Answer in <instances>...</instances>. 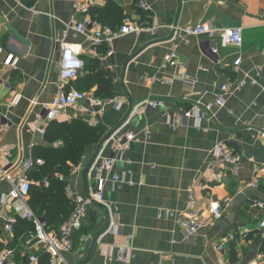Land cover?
Wrapping results in <instances>:
<instances>
[{
  "label": "crops",
  "instance_id": "1",
  "mask_svg": "<svg viewBox=\"0 0 264 264\" xmlns=\"http://www.w3.org/2000/svg\"><path fill=\"white\" fill-rule=\"evenodd\" d=\"M75 1L0 0V112L7 126L0 132V155L9 152L14 177L22 173L25 162L33 160L35 147L49 146L37 133L38 119L42 106L51 103L59 91L62 54L57 42L61 39L83 46L86 66L97 59L102 69L112 73L114 99L119 107L103 101L92 107L84 102L68 109L57 121L82 120L102 128L104 139L119 130L138 135V141L115 164L110 176L96 173L109 155V144L99 148L104 139L89 147L80 165L72 169L66 188L68 198L75 204L79 197L96 191L103 180L104 200L111 211L96 203L88 206L73 240L79 233L85 234L79 246L65 256L67 263L259 261L264 256V234L257 224L264 210L255 208L253 200L264 202V138L258 135L264 133V0H145L146 9L140 8L136 0H113L123 8L126 19L160 28L155 33L129 35L98 48L89 39L93 34L90 27L87 36L66 31L72 19L92 20L89 14L74 10ZM84 1L89 8L106 5L105 0ZM175 24H209L216 30L241 28L243 44L225 48L217 37H192L188 43L178 44L182 69L164 67L165 57L174 48L170 27ZM207 47L218 49L219 63L208 57ZM8 55L17 59L14 69L2 65ZM238 60L241 65L236 73ZM256 73L259 78L253 84ZM239 76L250 80L228 96L225 108H213L208 115L211 120L204 119L200 126L189 119L173 130L165 123L162 109L147 110L141 118L126 123L131 105L145 99L165 100L167 109L176 116L197 105L212 104L217 91ZM71 89L94 96V75L85 69L65 88ZM16 96L20 102L11 105ZM146 125L151 131L149 136L142 133ZM219 143L242 156L239 175L228 173L220 184L212 180L216 170L210 168L212 152ZM113 176H125V180L114 182ZM253 181L258 188L251 187ZM190 190L206 225L198 234L187 237L177 221L189 212ZM10 191L7 182H0V254L13 250L15 264L26 263L29 253L38 260L45 252L40 247L27 251L28 234L22 236L15 231L10 238L3 230L5 218L11 215ZM214 205L222 209V217L216 221L210 215ZM166 213L173 216L167 217ZM160 214L162 217H158ZM221 244L224 252L219 254L217 247ZM124 251L130 256L129 263L119 258Z\"/></svg>",
  "mask_w": 264,
  "mask_h": 264
},
{
  "label": "built area",
  "instance_id": "2",
  "mask_svg": "<svg viewBox=\"0 0 264 264\" xmlns=\"http://www.w3.org/2000/svg\"><path fill=\"white\" fill-rule=\"evenodd\" d=\"M74 10L79 14L88 15L89 5L84 0H76L74 3ZM139 7L146 9L145 0H139ZM93 31L89 37L91 44L94 48H98L101 45H112L117 39L126 37L129 35H137L143 33H155L160 28L158 25L147 26L133 22L131 19H125L124 23L117 29L112 30L106 27H102L99 23L92 21L91 19H85L78 21L72 19L66 25V31L75 34L87 36L88 29ZM171 37L170 40L174 43V48L164 59V67H174L182 69V63L179 59L177 50L178 44L188 43L192 37L207 36L209 38L217 37L221 42L222 47H241L243 44V31L241 28L216 30L209 24L182 25L175 24L170 27ZM57 48L62 54V60L60 63V83L58 85L59 91L57 96L51 103L42 106L41 114L38 119L39 126L37 133L41 136L46 135L49 125L52 122L58 120L60 115L65 114L68 109H76L80 104L88 102L90 106H95L100 102L94 98L93 95H87L83 92H79L75 89L66 91L65 88L71 82L76 81L86 69V62L83 60L84 49L82 45L70 44L61 39L57 42ZM206 54L212 61L219 63L218 49L216 47H207ZM3 54V50L0 47V57ZM111 55V52L108 56ZM5 68L14 69L17 65V59L13 55H8L2 64ZM241 60L235 63L234 71L238 73ZM181 78H184L181 75ZM259 78V73H256L253 84L256 83V79ZM250 80L248 76H239L233 81L223 85L215 94L214 102L208 105H197L194 109L181 116L174 115L169 109H167V103L163 99H145L137 104H132V108L129 111L126 123L141 118L147 112V110L162 109L163 119L173 130L185 125L189 119H194L196 126H200L204 119L211 120L209 117L213 108L217 107L223 109L226 107L228 96L233 91H238L240 88L247 84ZM20 102V97L16 96L12 100L11 105H17ZM109 104H113L115 108H118L116 99L103 101ZM209 115V116H208ZM6 123L4 116L0 112V132L6 129ZM142 133L149 136L151 134L149 126H144ZM259 136L264 138V133H258ZM138 141V135L133 132L121 133L120 130L115 133H110L104 140V144H109V155L105 158L96 168V173L99 176L111 175L114 171L115 164L122 161L126 154L130 152L132 145ZM9 152L4 155H0V182H7L10 187V211L11 215L7 216L4 220L3 230L8 237L13 238L15 236V224L17 221H25L34 225V230L27 235L26 248L27 251H33L36 247L43 249L45 254H48L51 260V264H68L65 260V256L74 250L73 235L80 231L82 224L81 219L84 213L88 210L90 204L96 203L106 207L109 211V207L104 200V182H99L96 191L92 192L87 197H79L76 200V208L73 215L68 221L64 223L62 228L55 231H48L42 219H40L29 204L30 191L32 188V182L27 177V172L30 171L35 165H43L42 160H29L23 164L22 173L17 177H14L12 172V164L9 162ZM242 156L234 149L228 147L225 143H219L216 145L212 152V161L210 168L216 170L212 180L216 183H222L227 174L230 173L233 176H238L241 167ZM131 173L129 172V175ZM63 180V177H60ZM125 180V176H113L114 182H122ZM130 184V183H129ZM251 187L258 188L256 181H253ZM188 208L189 212L186 216L180 217L177 221L181 229L186 233L187 237H192L198 234L206 225V220L203 218V213L198 207V200L196 199L192 190L189 191ZM7 204V203H4ZM253 206L259 210H264V202L254 199ZM111 215V214H110ZM210 215L212 221H216L222 217V209L220 206L214 205L210 209ZM167 217H172V213H166ZM158 217H162L160 214ZM111 218V216H110ZM113 226V225H112ZM258 229L264 234V216H262L257 224ZM114 227L110 228L113 232ZM217 252L222 254L224 252V245L221 244L217 247ZM14 252L13 250H5L0 254V264H15L13 262ZM28 262L35 264L37 257L34 253H29ZM120 260L124 263L130 262V256L125 251L121 252L119 256ZM253 264H264V256Z\"/></svg>",
  "mask_w": 264,
  "mask_h": 264
},
{
  "label": "trees",
  "instance_id": "3",
  "mask_svg": "<svg viewBox=\"0 0 264 264\" xmlns=\"http://www.w3.org/2000/svg\"><path fill=\"white\" fill-rule=\"evenodd\" d=\"M104 7H90L92 21L101 23L106 28L115 30L125 21L126 16L121 6L113 0H105ZM139 1L136 0V4ZM86 71L93 74L97 89L94 98L100 101L115 97L112 73L100 67L97 59H91ZM104 139L100 127L90 126L86 122L73 119L70 122H52L45 135L47 147L37 146L33 150V161L42 160L43 165H35L27 172L32 184L29 204L35 214L42 219L48 231H59L73 215L76 205L68 198L66 188L73 168L78 167L87 149L98 145ZM59 176L64 177L61 181ZM34 230L32 223L17 221L15 231L27 235ZM85 233L74 237L75 248L80 244ZM0 246V252L2 251ZM264 251V242L262 245ZM24 264H30L28 261ZM35 264H51L48 254L41 255Z\"/></svg>",
  "mask_w": 264,
  "mask_h": 264
},
{
  "label": "water",
  "instance_id": "4",
  "mask_svg": "<svg viewBox=\"0 0 264 264\" xmlns=\"http://www.w3.org/2000/svg\"><path fill=\"white\" fill-rule=\"evenodd\" d=\"M105 139H106V138H105ZM105 139H104V140H105ZM104 140H103V142H104ZM103 142H101V143H100V146H99V148H100V147L103 145ZM96 241H97V240H96Z\"/></svg>",
  "mask_w": 264,
  "mask_h": 264
}]
</instances>
